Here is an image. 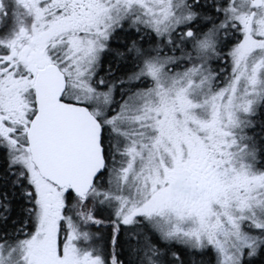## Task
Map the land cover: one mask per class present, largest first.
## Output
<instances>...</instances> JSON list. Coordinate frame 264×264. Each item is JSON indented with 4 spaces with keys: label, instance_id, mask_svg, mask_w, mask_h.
Listing matches in <instances>:
<instances>
[{
    "label": "snow or ice",
    "instance_id": "6c2138e0",
    "mask_svg": "<svg viewBox=\"0 0 264 264\" xmlns=\"http://www.w3.org/2000/svg\"><path fill=\"white\" fill-rule=\"evenodd\" d=\"M0 264H264V0H0Z\"/></svg>",
    "mask_w": 264,
    "mask_h": 264
},
{
    "label": "trees",
    "instance_id": "16d2710c",
    "mask_svg": "<svg viewBox=\"0 0 264 264\" xmlns=\"http://www.w3.org/2000/svg\"><path fill=\"white\" fill-rule=\"evenodd\" d=\"M258 166H260V165H258Z\"/></svg>",
    "mask_w": 264,
    "mask_h": 264
}]
</instances>
